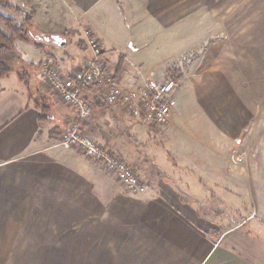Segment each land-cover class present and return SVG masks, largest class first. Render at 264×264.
I'll return each instance as SVG.
<instances>
[{
    "label": "crops",
    "instance_id": "1",
    "mask_svg": "<svg viewBox=\"0 0 264 264\" xmlns=\"http://www.w3.org/2000/svg\"><path fill=\"white\" fill-rule=\"evenodd\" d=\"M239 5L259 18L245 20L247 39L234 44ZM33 11V33L45 48L17 46L11 76L23 93L1 87L0 94V264H264V212L250 218L261 224L262 243H255L239 229L222 234L206 205L215 198L211 187H233L244 168L264 170V0H37ZM80 22V39L67 47ZM84 29L129 87L155 80L141 72L142 62L165 46L192 60L161 73L158 82L176 74L181 88L159 130L92 104L98 142L138 169L143 193L127 191L101 161L59 146L78 118L46 91L41 69L53 59L64 74L75 72L91 56ZM18 73L27 74L35 96H46L48 123H39ZM160 154L166 163L157 175L144 156L156 162ZM226 190L229 197L221 195L232 198Z\"/></svg>",
    "mask_w": 264,
    "mask_h": 264
},
{
    "label": "built area",
    "instance_id": "2",
    "mask_svg": "<svg viewBox=\"0 0 264 264\" xmlns=\"http://www.w3.org/2000/svg\"><path fill=\"white\" fill-rule=\"evenodd\" d=\"M83 37L91 56L85 57L70 76L55 67L53 59H46L41 69L43 86L57 94L78 118V122H73L66 129L59 146L82 151L89 160L101 161L104 169L114 174L127 191L143 193L146 188L135 168L98 142L97 114L92 104L114 108L139 123L159 130L170 122L173 100L180 83L174 78L164 82L149 79L143 80L139 86H126L116 73L109 72L105 49L92 30L84 29ZM138 72L141 73L140 70ZM72 83L92 88L93 92L83 94Z\"/></svg>",
    "mask_w": 264,
    "mask_h": 264
},
{
    "label": "rangeland",
    "instance_id": "3",
    "mask_svg": "<svg viewBox=\"0 0 264 264\" xmlns=\"http://www.w3.org/2000/svg\"><path fill=\"white\" fill-rule=\"evenodd\" d=\"M234 1H238L239 3L241 2L244 4L248 1L261 2V0H234ZM9 3L13 5L14 9H7L4 6H2L0 3V14L8 18L16 19L20 23L21 21L24 20L25 15L33 12L34 4L37 3V0H9ZM234 5L236 6V4ZM255 14H257V12L245 10V5H239L238 8L233 9V43L234 44L245 43L247 39L246 36L248 35L247 30L251 29L244 27L245 20L252 18L255 19L259 18V16L258 17L254 16ZM35 15L36 12L34 16ZM64 16L65 15H63V18H66V21L69 20L67 15L66 17ZM63 18L61 20H63ZM81 25L82 22H80L76 26V28H74L75 33H73V35L69 38L67 47L72 45V42H74L75 40L80 39L79 29ZM179 45L180 44L177 43V45L175 46H179ZM179 51L178 49L175 48H171L170 50H168V48H166L165 46V49L163 51L148 55L146 58H144L142 62L145 63V65L144 66L141 65L142 66L141 72H143L146 76L151 77L158 81L160 79L161 73H163V71H165L166 69L171 68L176 70L180 66L190 64L192 60L184 59L183 56L181 55L178 56L177 54ZM135 63L139 64L140 62L135 61ZM9 78L10 79L4 78L0 80V94H1V87H6L5 89L13 90L15 94L20 97L21 93H23V87H21L14 81V76H10ZM169 78H176L177 80H179L180 88H181L180 77H178L176 74L174 75L171 74ZM46 91L52 94V96H54L57 100H59L64 104L62 99L60 97H57V94H55L52 90L46 88ZM30 95L31 98L34 99L33 101L38 100L39 102H41L42 100V102L48 104L46 102V96L44 95V93L35 96L37 94L35 93V91H33L31 86H30ZM159 151H163V153H166V150L164 148H160ZM145 157L146 156H144V162H147L150 168L154 167V165L159 166V167L155 166L154 168L155 174L156 173L157 175L161 174L160 169H164L163 167H165V163H166L164 160L165 156L162 154L158 155L156 162L153 161L152 158L149 159V157L146 158ZM134 168L139 174L138 169H136V167ZM242 174H243L242 178H240L239 181H235V180L233 181V187L231 186L226 187L225 185L229 183L223 181L222 187L216 189L211 187L210 189H208L210 193H214L215 195V198H207L206 205L208 207V212L212 213L215 220H219L221 222L222 234L223 232L226 233L230 229L233 230L239 229L240 231H243V233L245 234L248 233L249 238L255 243L256 242L262 243V235L259 234L261 232L260 229L261 224L260 222L250 224V218L253 217V212L258 214L260 218L263 217L264 170L261 169L254 170L253 168L252 169L244 168ZM225 189H227L226 191L229 190L228 192L230 193L232 198H225V196L229 197V195H226ZM221 194L225 196H222Z\"/></svg>",
    "mask_w": 264,
    "mask_h": 264
},
{
    "label": "trees",
    "instance_id": "4",
    "mask_svg": "<svg viewBox=\"0 0 264 264\" xmlns=\"http://www.w3.org/2000/svg\"><path fill=\"white\" fill-rule=\"evenodd\" d=\"M0 3L7 9H14L9 0H0ZM34 14L35 12L33 11L25 15L21 24L16 19L0 14V80L15 74L12 66L20 62V55L17 50L19 44L34 45L37 49L44 50L43 41L33 33L34 23L32 19ZM17 77L30 90V79L27 78V74L18 73ZM34 105L35 109L40 113L39 123H48L51 115L50 106L42 102V100L41 102L35 100Z\"/></svg>",
    "mask_w": 264,
    "mask_h": 264
},
{
    "label": "water",
    "instance_id": "5",
    "mask_svg": "<svg viewBox=\"0 0 264 264\" xmlns=\"http://www.w3.org/2000/svg\"><path fill=\"white\" fill-rule=\"evenodd\" d=\"M52 39L60 47H64L66 45V41L59 37H53Z\"/></svg>",
    "mask_w": 264,
    "mask_h": 264
}]
</instances>
